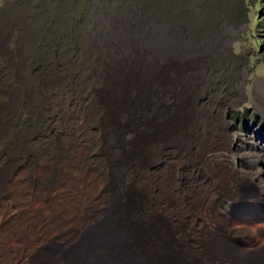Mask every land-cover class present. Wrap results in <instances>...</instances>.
Here are the masks:
<instances>
[{"label": "rangeland", "instance_id": "1", "mask_svg": "<svg viewBox=\"0 0 264 264\" xmlns=\"http://www.w3.org/2000/svg\"><path fill=\"white\" fill-rule=\"evenodd\" d=\"M112 23L124 33L114 42ZM167 122L175 129L156 134ZM65 164L100 178L109 207L111 178H128L168 233L161 264L185 233L196 241L198 220L210 231L184 264H228L223 244L251 251V234L222 228L264 214V0H0L3 227L14 225L16 179L27 186L21 210L38 207L37 175ZM190 184L209 198L187 195ZM181 193L187 209L205 206L202 219L182 216L183 228L167 211Z\"/></svg>", "mask_w": 264, "mask_h": 264}, {"label": "bare ground", "instance_id": "2", "mask_svg": "<svg viewBox=\"0 0 264 264\" xmlns=\"http://www.w3.org/2000/svg\"><path fill=\"white\" fill-rule=\"evenodd\" d=\"M175 127V122H167L158 128L156 134L166 135ZM145 136L136 143L142 145ZM37 177L41 183L38 198L43 202L38 207L37 203L33 205L27 201L26 208L21 210L20 201L25 200L21 190L27 186L19 179L13 184L14 190L19 193L15 195L18 208L12 217V229L3 227L6 218H0V229L3 228L5 233L0 236V259L15 257L14 264H161L165 260L157 259V248L168 238V233L148 217L143 197L133 191L128 178H111L117 198L116 203L109 207L100 193L104 183L90 175L85 166L65 164L55 176L52 171L45 170ZM197 186L195 190L192 184L188 185L186 194L193 193L196 199H208L209 193ZM168 204L167 211L173 225L180 228L185 227L182 216L202 219L205 210V206L199 209L198 205H190L187 209L183 193L171 196ZM22 213L26 214L20 218ZM236 219L234 224L225 222L222 231L227 234L233 232L237 236L251 234V251L223 244L220 247L221 260L228 264H264V252H261L264 243L259 244L264 241V236L258 240L264 230V214L255 210L242 216L237 214ZM37 228H42L43 233ZM203 231L208 233L210 230L202 220H198L194 230L188 229V232L199 233L194 236L196 241H191L192 236L185 233L180 240L177 257L167 261L171 264L191 261V258L188 259L193 254L190 245L198 250L205 246ZM37 240L39 242L31 250L22 248Z\"/></svg>", "mask_w": 264, "mask_h": 264}, {"label": "trees", "instance_id": "3", "mask_svg": "<svg viewBox=\"0 0 264 264\" xmlns=\"http://www.w3.org/2000/svg\"><path fill=\"white\" fill-rule=\"evenodd\" d=\"M121 21V20H120ZM121 22H123V21H121ZM120 22V23H121ZM113 24V23H112ZM118 24H113V27H116V29H112V31L110 32V33H113V34H110V36H109V40L110 41H112V42H114V40H117L119 37H120V39H121V37H122V35H124V33L122 32V30L123 29H121L120 27H118L117 26ZM113 27H109V30L111 29V28H113ZM116 35V36H115Z\"/></svg>", "mask_w": 264, "mask_h": 264}]
</instances>
